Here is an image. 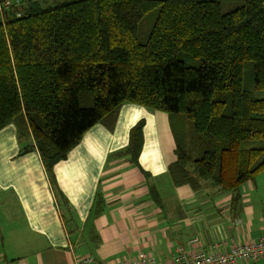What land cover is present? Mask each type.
<instances>
[{"label":"trees","instance_id":"1","mask_svg":"<svg viewBox=\"0 0 264 264\" xmlns=\"http://www.w3.org/2000/svg\"><path fill=\"white\" fill-rule=\"evenodd\" d=\"M22 2L0 17V130L14 124L33 140L62 206L54 166L96 124L113 129L125 104L168 114L175 133L180 115L193 121L202 155L193 159L176 135L168 173L177 187L198 191L209 181L237 202L264 173V98L254 97L264 93V0L229 13L215 0ZM157 9L140 43L141 22ZM181 52L201 66L188 67ZM143 127L131 130L125 151L138 167Z\"/></svg>","mask_w":264,"mask_h":264},{"label":"crops","instance_id":"2","mask_svg":"<svg viewBox=\"0 0 264 264\" xmlns=\"http://www.w3.org/2000/svg\"><path fill=\"white\" fill-rule=\"evenodd\" d=\"M140 122L138 167L125 151ZM34 144L14 124L0 130V254L8 264H74L75 256L118 264L140 253L162 260L197 237L209 250L225 239L229 247L230 239L264 236V197L254 181L243 185L237 202L212 183L198 191L173 184L168 169L177 160V137L166 113L125 104L113 129L98 123L88 130L53 168L68 206L60 204ZM164 183L172 189L166 197Z\"/></svg>","mask_w":264,"mask_h":264},{"label":"built area","instance_id":"3","mask_svg":"<svg viewBox=\"0 0 264 264\" xmlns=\"http://www.w3.org/2000/svg\"><path fill=\"white\" fill-rule=\"evenodd\" d=\"M23 6L22 0H0V17L3 18L8 10H18ZM23 14L20 12L17 17ZM229 241V240H228ZM222 240L211 249L205 247L201 238H193L187 246H176L164 259H157L153 255L140 253L137 257L124 260L118 264H251L264 261V236L257 241L238 242L230 239ZM0 264H8L0 254ZM74 264H103L92 256L84 258L74 257Z\"/></svg>","mask_w":264,"mask_h":264},{"label":"rangeland","instance_id":"4","mask_svg":"<svg viewBox=\"0 0 264 264\" xmlns=\"http://www.w3.org/2000/svg\"><path fill=\"white\" fill-rule=\"evenodd\" d=\"M43 6H53L57 2L62 1H69V0H38ZM219 1L222 5V10L224 13L232 12L246 4V0H215ZM158 14V9L153 10L151 13L147 14L143 21L140 24L139 27V33H138V40L140 43H146L150 32L152 30V26L155 22V19ZM178 59L180 61H183L188 67L197 68L201 66V59L195 58L192 55L181 52L178 55ZM251 71L250 66L247 65L245 69V81L247 84L251 82ZM254 97L256 99H263L264 93L263 92H255ZM182 120L177 124L176 127V135L178 139L181 141V144L184 145L185 151L187 154H189L193 159H198L202 155V150L200 147V144L198 140L196 139V133L193 121L186 118L184 115H180ZM259 187L261 186V194L264 197V173H262L260 176L256 178L254 181ZM206 184H211V182L207 181ZM250 185L254 184L253 182L249 183ZM248 184V185H249ZM243 188V187H242ZM241 188V190H242ZM171 187L169 184L164 183V187L162 188V193L164 197L169 195L171 191ZM234 193L225 191L224 195L232 196Z\"/></svg>","mask_w":264,"mask_h":264}]
</instances>
